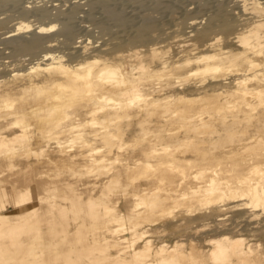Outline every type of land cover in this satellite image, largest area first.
I'll use <instances>...</instances> for the list:
<instances>
[{"label":"bare ground","instance_id":"6f19581e","mask_svg":"<svg viewBox=\"0 0 264 264\" xmlns=\"http://www.w3.org/2000/svg\"><path fill=\"white\" fill-rule=\"evenodd\" d=\"M7 1L19 3V14L35 19L20 16L0 32L6 53L37 56L10 61V73L0 74V169L10 171L5 178L9 186L0 179V196L9 195L13 207L22 212L21 216L0 212V262L77 264L71 248H65L63 242L82 239L85 225L79 212H83L91 227L101 229L104 225L105 236L79 249L81 264H176L181 256L180 239L160 243L155 250L160 257L155 260L151 259L148 233L142 232L145 240L140 246L136 244L140 237L135 240L133 235L125 236L140 227L144 214L157 211L152 219L156 230H205L206 243L211 245L208 255L214 264H263L261 243L249 239L246 232L252 231L253 237L264 235V0H248L240 13L226 18L209 14L203 21L194 19L189 30L192 42L178 49L186 52L182 64L187 67L186 74L177 75L175 80L166 78L159 90L149 81L169 74L170 60L167 49L155 41L150 24L137 25L132 34H124L123 39L110 42L111 46L108 41L80 40L72 41L68 51L54 53L49 47L67 45L71 39L68 18L71 9L82 1H72L68 10L47 4L48 0H0V5ZM238 19L244 25L241 31H235ZM8 21L0 18V27ZM231 39L235 46H225L224 40L228 43ZM0 66L9 64L0 62ZM178 85L180 90L175 88ZM204 98L208 101L201 109L181 113V108L202 104ZM172 103L177 104L172 116H183L191 122V131L197 128L195 120L206 119L201 122L216 134L221 155H216L218 150L214 148H187V141L180 140L184 137L178 134H154L152 126L159 131L167 126L164 122L169 119ZM210 120L214 123L208 124ZM84 127L93 129L85 132ZM63 128L67 132L60 139L56 133ZM135 131L146 134L145 138L140 142L135 138L130 154H124L117 163L129 181H137L141 188L139 193L121 192L125 209L115 213L117 204H109L106 192L119 186L122 173L108 166L116 158L101 154L127 147L126 138ZM226 141L232 142L231 148H225ZM75 148L78 150L74 153ZM48 150L62 156L61 161L67 165L84 166L77 174H93L97 167L106 177L101 198L86 197L76 204L73 198L80 194L75 188L62 185L63 194H58L57 178L43 170L38 175V163L19 162L24 156L54 164L56 159L45 154ZM211 160L214 165L200 166L193 172L186 168L188 163L208 164ZM25 171L31 175H25ZM189 181L197 184L176 192ZM35 189L42 194H35ZM59 196L69 199L71 205L57 202ZM116 198L111 194L109 200ZM181 203L183 214L177 215L174 209ZM229 205L234 210L217 213ZM48 211L59 213L58 220L47 218ZM161 217L167 220L157 225ZM72 219L74 226L70 224ZM20 230L29 234L23 238ZM56 235H61L63 242H52ZM41 257L43 261L35 263ZM186 258L189 264L196 263L190 256Z\"/></svg>","mask_w":264,"mask_h":264},{"label":"rangeland","instance_id":"374dc122","mask_svg":"<svg viewBox=\"0 0 264 264\" xmlns=\"http://www.w3.org/2000/svg\"><path fill=\"white\" fill-rule=\"evenodd\" d=\"M48 1L49 2H47V4H55L56 6L60 5L63 10H68V8L71 7L70 4L72 3V1H76V0H65V1L63 0L61 1V3L56 0H53V2L51 0H48ZM77 1H80V2L82 1V3L78 4L77 6L73 7V9H71L72 13L71 15H69L70 17L68 18L69 19L68 25L70 26L69 28L71 29V36H72V37L70 36L71 38L70 40H67L69 44L67 42H66L67 45L66 44L65 45L56 44L55 45L56 47L55 46L54 47L52 46V48L49 47V52H54V53L66 52L68 51L67 46L71 45L70 43H72V41L74 42V41H80V40L94 41L96 39L95 40L96 43L99 41L100 42L108 41L110 44L109 46H111L110 42L115 43L116 41H119V39L121 40L122 37L124 38L125 36L124 34L126 33L132 34L134 31V28L135 29L138 28L139 25H141L142 23H148L151 25V28H150L151 32H153L152 31L153 29L155 32V33L153 32L154 34H152L151 32H148V33L149 34L151 33L152 35H156L155 41L158 43V45H161L164 49H167V58H169L170 60V65L167 68L170 70V73L165 74V75L161 74L158 78H155L149 81L150 82L149 85H151L152 87H156V90H159L160 88H162V86H159V84L160 82H163V81L165 82L166 78H169L170 80H175L174 78L177 75H179V77L185 76L186 74L185 71L187 67L182 64L184 61L183 57L186 52L178 51V49L181 44L192 42L193 36H189V30L192 27L191 22L194 19L196 20L202 19L203 21L205 17L208 16L209 14H213L212 17L214 18H217V17L226 18L231 15L240 13L241 12L240 9L248 5L246 4L248 0H77ZM39 3H42V2H39ZM17 9H19V3L17 2L7 1V2H4V4L0 5V18L6 17L7 21L9 20L6 24L3 25V27H0V32L6 30L10 25H12L14 22L20 19V16L22 15L19 14V10ZM23 18H27L30 20L35 19L34 16H29V15H25ZM240 18H242V15ZM243 26L244 25H242V21L238 19L235 23V31H241L243 29ZM228 37L230 38L232 37V35ZM233 40L234 39H231L230 42L228 43L225 42L224 40L225 46H228V47L235 46V43L232 42ZM111 50L112 49H110V51ZM7 51L8 49L6 50L5 45L1 43L0 41V62H3L7 65L9 64V67L0 66V67H3V69H1L0 71V74H4V75H7L10 73V68L12 67V63H14L15 60L17 61L18 59H21V58L31 59L37 56V54L35 55L33 54L34 56H31V54H24V55L8 54L6 53ZM106 52H109V50H106ZM42 53L43 52H38V54H42ZM156 67L158 68V66ZM192 78H194V76ZM176 83L177 82H173V84H176ZM184 86L185 84L182 87ZM180 87L181 86L178 85L175 88L180 90L179 89ZM166 89L167 88L161 89V91H158L157 94L162 93ZM207 101H208V98H207ZM207 101H206V98H204L202 99V102H203L202 104L195 103L194 105L188 108L183 107L181 108V113L185 111L184 113L188 114L189 110L195 107H198L197 109L199 108L201 109L207 103ZM169 106H170V109H168V112H167L168 114L167 117H169V119L166 122H164V123H167V126H165L162 131L157 130L158 127L152 126V128L155 129L154 134L164 135L166 137H171L174 134H178L180 135V137H184V138H180V140H183V142L187 141V143L184 145L187 148H192L193 146H196V148H202V147H206L209 149L214 148L218 150L216 152V155H221L220 149H222V146L217 141H215V137L217 138L216 134L214 133V131L211 130V128L206 127L205 124L201 122L206 119H203V120L193 119L195 120L194 123H197V128L191 131L190 130V128H192L190 126L191 122H187L183 116L182 117L172 116L173 114L172 111L174 107H177V104L172 103V104H169ZM203 116H206V114H203ZM170 122H174V125L169 124ZM207 123L213 124L214 121L210 120ZM89 128L90 127H84L83 129L85 132L86 131L88 132L93 129V128L91 129ZM168 128H171V129L167 130ZM63 129H64L63 131H60V132L57 131L56 133L60 137V139H63L67 132L65 128ZM145 136L146 134H143L140 131H135L132 136H129L128 138H126L127 147L123 149H115L108 154H106V152H102V154L99 153L101 155L105 154L106 158H114V159L116 158L115 163H112V165L108 164V166H111V171L113 172L120 171L122 173L119 186L114 187L112 191L106 192L108 193L107 198H108L109 204L111 203L112 205V203L114 202H116L117 204L115 207V213L119 211H123V209H125L123 207V204L120 202L119 194L121 192H127V191L138 192L139 189L141 188V186L138 185L137 181H134V182L129 181V179L126 177L123 167L118 165L117 162L120 158L124 156V154H130L129 150L130 148L134 146L133 144L135 143V138L140 139L139 141H137V142H140L142 138H145ZM186 136H188V138H186ZM192 137L195 138L196 140L198 139L199 140L201 139V140L197 142H192L191 140L193 139ZM225 144H226L225 148L232 147L231 141H226ZM77 150L78 148H75L73 152L75 153ZM128 151L129 153H126ZM45 154L51 155L52 157H54L56 159V162L54 164L48 165L47 162H44V161L38 162L39 159H35L34 157L25 158L24 156H21V159L19 160V162L22 164L26 160V161L33 162V163H38L36 164V168H37L36 170L38 172V175H39V172L43 170L46 173H50L52 177H55V179L57 178L55 181L57 183V186L59 187L57 189L58 194H63V191L61 189L62 185H69L71 188H75L76 189L75 192L80 194V197H76L74 195V197L76 198H73V200L76 204L81 202L86 197H91L92 199H95V200L101 198L102 192H105L104 180H106L105 179L106 177L102 175L100 171L97 170V167L94 168L95 172H93V174L80 175V174H77V172H81L84 166L82 167L81 165H78V164L74 165L71 162L67 165L64 161H61L62 156L60 157L58 155H55L56 153L52 150L46 151ZM210 154L214 155L213 153H210ZM82 163L85 164V162H82ZM214 164L215 162L213 160L209 161L208 164L202 163L200 161L196 163H188V165L184 163V165H186V168L189 172L198 170L197 168L200 166H206V165L211 166ZM22 168H25V167H22ZM2 169L3 168L0 169V179L4 180L7 186H9V181L6 180L5 178L10 174V171L8 170L4 171ZM36 170H33V172L35 173ZM24 174L31 175L29 171H25ZM74 174L76 176H74ZM41 179L44 180L45 177L43 176ZM204 180H206V177L202 179L199 184L200 185L204 184ZM86 183L90 185L85 187ZM194 184H197V182L189 181L186 184H184V186L181 187L180 191H176V192L178 193V192H181L182 190H189V185H194ZM152 186L154 185L152 184L150 187ZM70 187L69 189L71 191ZM34 192L35 194L36 192L39 193V189H35ZM39 194H42V192H40ZM111 194H116L117 196L116 201L109 200V197L111 196ZM57 202L61 204H65L67 206L71 205V203H69V199H67L66 197L63 198V196H59ZM1 203L4 204L3 207L0 206L1 213L3 214L7 213L10 215H15V216L22 215L21 211L13 207V204L11 202V198L9 197V195L7 194L1 195L0 205ZM129 203H132V202H129ZM42 204H44V206L47 205V201ZM182 209L183 207L181 203L179 207L174 209V213L177 215H181L183 214ZM228 210L231 212L232 210H234V208H232L229 205L227 209L218 210L217 213L222 215V213ZM51 212L52 211L46 212L47 214L46 217L53 221L58 220V218L60 217V214L59 213L57 214V212L55 211H53L51 214ZM70 214L73 217L75 215V213L72 211L70 212ZM79 214L83 215L81 216V218L83 219V223L85 225L83 228L82 239L78 242L75 241L72 243H65L61 240L62 239L61 235H56L54 236V239L52 241L55 243L63 242L64 243L63 246L65 248H69V249L71 248L70 253L73 256V260H75L77 264H81L82 262V260L79 258V249L84 244H86L87 246L91 245L95 238L102 239L105 236V232L102 231L104 230V225H103V228L101 229L93 228L90 226V221L85 216V214L83 212H79ZM157 214H158L157 211H154L151 214L150 212H148L147 214H144L143 216H145V219L141 220L140 227L137 229L135 228L133 233L128 232L125 236L130 237L131 235H133L132 238L135 240L138 237H140L139 239L140 241H137L136 243L138 246H140L143 240H145L144 238L143 240L141 238V236L144 235L142 234V232L148 233L147 236H149L150 239H152L151 259L158 260V258L160 257V255H158V253L155 252L157 246L160 243L167 242L170 244V242H172L173 240L180 239L181 241H179L180 243L178 244V248L181 249V256H179L178 260L176 261V264H189L191 261L189 262V259L186 258L189 256L191 257V260L193 259L196 261L195 264H214V262L208 255V251L211 245H208L206 243L207 241L205 240L206 238L205 230H204V233H202V231H198L195 233L192 232L195 229L188 230V231H183L181 229L174 230V231L173 229L156 230L154 228L156 225L152 223V219L157 217L156 216ZM225 215L227 216L229 215L228 217L230 219V213H227ZM225 215H223V217ZM238 219L240 220L241 218H238ZM166 220H167L166 218L161 217L156 220V224L161 225ZM70 222H71L70 224L74 226L75 220L72 219V221ZM48 223L49 222L47 219V225ZM99 224H101V222H98V225ZM42 230L45 231L43 228ZM247 232H246V236L249 239L257 240L258 242L261 243L260 249L264 253V235L257 234V235H254L253 237L252 231H247ZM28 234L29 233H26L25 230H20V236H22L23 238H25L26 235ZM62 235L64 236V233H62ZM42 237L45 238L46 235H41V238ZM191 237L193 238V240H191ZM46 239L49 240L48 238ZM60 244L62 245V243ZM165 254H167L166 251H165ZM231 260L233 262H236L237 258L232 257ZM8 261H11V260H8ZM42 261L43 260L41 257L40 261L38 260V262H35V263H41ZM262 262L263 261H259V263H256V264H261ZM0 264L2 263L0 262Z\"/></svg>","mask_w":264,"mask_h":264}]
</instances>
